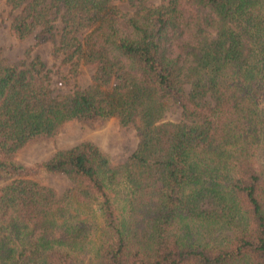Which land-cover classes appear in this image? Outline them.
I'll use <instances>...</instances> for the list:
<instances>
[{"label": "trees", "instance_id": "1", "mask_svg": "<svg viewBox=\"0 0 264 264\" xmlns=\"http://www.w3.org/2000/svg\"><path fill=\"white\" fill-rule=\"evenodd\" d=\"M119 1H6L16 39H53L59 19L54 54L95 72L54 95L38 57L0 58V264H264V0ZM112 118L138 137L122 164L88 141L18 160Z\"/></svg>", "mask_w": 264, "mask_h": 264}, {"label": "rangeland", "instance_id": "2", "mask_svg": "<svg viewBox=\"0 0 264 264\" xmlns=\"http://www.w3.org/2000/svg\"><path fill=\"white\" fill-rule=\"evenodd\" d=\"M7 0H0V58L7 65L22 66L29 64L38 57L44 64L43 72L49 77V84L54 95H65L74 90H83L92 84L95 72L93 67H81L77 75L70 73L71 65L64 61L62 55L54 54V47L58 42V32L61 21H55L56 32L53 39L39 41L30 37L20 41L10 32V24L16 14L7 5ZM141 1L147 6H157L161 0H121L116 3L125 13H132L135 5ZM134 4V5H133ZM178 113H168L164 121H178ZM88 141L96 145L109 159L112 166L122 164L135 150L138 137L132 125L121 126L117 119L89 125L71 121L61 125L51 138L36 140L26 145L19 152V162L25 166H32L48 160L54 153ZM41 185L53 188L58 194L70 187L69 181L62 175L41 173L34 178ZM0 181V189L6 185Z\"/></svg>", "mask_w": 264, "mask_h": 264}]
</instances>
